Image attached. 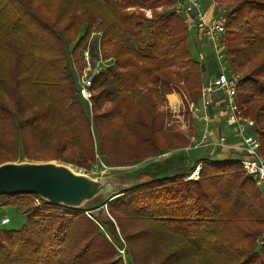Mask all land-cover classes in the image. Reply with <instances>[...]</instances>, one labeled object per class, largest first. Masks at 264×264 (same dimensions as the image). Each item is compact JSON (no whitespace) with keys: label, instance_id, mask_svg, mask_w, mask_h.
I'll return each mask as SVG.
<instances>
[{"label":"trees","instance_id":"obj_1","mask_svg":"<svg viewBox=\"0 0 264 264\" xmlns=\"http://www.w3.org/2000/svg\"><path fill=\"white\" fill-rule=\"evenodd\" d=\"M172 4L0 0V163L24 157L87 168L98 154L121 165L187 145L164 130L159 112L165 94L195 100L202 85L182 17L155 11ZM92 29L113 62L92 78L87 102L65 60ZM223 41L230 67L242 74L237 102L254 121L264 158V0H237ZM200 162L198 178L187 179ZM183 167L148 171L149 181L105 202L106 216L84 213L98 205L0 194V209L22 208L24 216L19 228L0 223V264H264V199L255 181L236 160L203 156Z\"/></svg>","mask_w":264,"mask_h":264},{"label":"built area","instance_id":"obj_2","mask_svg":"<svg viewBox=\"0 0 264 264\" xmlns=\"http://www.w3.org/2000/svg\"><path fill=\"white\" fill-rule=\"evenodd\" d=\"M174 12L180 15L188 30H195L197 35L205 40L215 60L217 61V73L214 76H207L201 89V99L203 107L213 102V93L223 95L225 110L227 114V122L234 125V135L239 141L234 143L227 139L225 135H220L218 139L211 142L212 146L226 152H242V156L235 160L242 166L245 173L250 176L256 184L264 187V158L259 154V140L256 134L252 131L254 121L244 117L241 113L240 106L236 100L237 86L242 78V75L235 72L228 64L225 57L224 35L226 25V13L214 12L211 9L203 8L199 0H174ZM202 54L200 53V57ZM97 60V64L88 72L91 64L96 63L95 60H89L86 53L85 61L87 67H84L83 74L77 76L80 95L88 100L90 96L89 87L92 83V78L101 70L107 67L103 60ZM92 66V65H91ZM193 106V105H192ZM192 112L196 115V106H193ZM202 120V133L198 142L194 147L207 145V137L211 134L209 117L207 114L199 116ZM209 162V161H207ZM101 167L106 165L100 162ZM202 163H197L193 170L188 175L187 179L195 180L199 176ZM35 203L39 204L41 198L33 196ZM92 210H84V213L90 216ZM7 217L1 219V223H6Z\"/></svg>","mask_w":264,"mask_h":264},{"label":"rangeland","instance_id":"obj_3","mask_svg":"<svg viewBox=\"0 0 264 264\" xmlns=\"http://www.w3.org/2000/svg\"><path fill=\"white\" fill-rule=\"evenodd\" d=\"M199 1L203 8H206L208 10L211 9L214 12L228 13V11L232 8V6L235 4L237 0H199ZM172 2L173 4L171 6H158L156 7L155 11L163 12L166 10H170L172 13L178 15L177 13L174 12V0H172ZM142 12L148 17L151 15L150 9H144ZM185 28L188 33V45L190 47L192 57L195 59H198V52L200 50L201 52H204L207 55H211L212 58L211 57L209 58L211 60L205 59V60L200 61L201 67H202V75H201L202 85L200 88V94L197 99L192 100L185 94L178 92L180 93V96H181V101L179 102L178 105H174V103H169L167 99L165 98V95L163 96V99L159 101V112L161 113V120L163 122L162 125H163L164 130L173 132V133H181L183 136H185V139L187 140V145H185L183 148H180L181 150L177 151V153L175 154L176 156L178 154V157L181 158V161L177 159H176L177 161H175L176 165H178L177 167L180 166V170L184 168L183 166H185V168H188L189 166H191L194 163V160L198 159L203 153V151L200 149V147L202 146L194 147V145L198 142V139H199L198 138L199 128H198V125L196 126L197 120L194 118L192 108L193 106H196V103L201 97V89L206 80V76L207 75L214 76L217 73V68H218L217 61L213 57V53L211 51V48L207 44V42H206L207 45L205 44V42H203L202 45H200L199 42L197 44V41L195 38L196 31L188 30L186 25H185ZM82 34H83V29L80 30V35ZM100 36H101V33L99 31L92 29L88 36V39L85 42L84 47H82L79 50L77 56L74 55V53H71L70 55L67 54L65 62L67 65H69V67L71 68V71L76 75V78L78 75L83 74L84 67L88 66L85 61L86 53L88 54L89 60H93V61L95 60L96 62L97 60H99L101 56L100 60H103L104 64H107V66L113 62L112 57L103 58L102 55L100 54L101 53ZM223 44H224V41H223ZM224 49H225V45H224ZM225 57L227 59L228 64H230L229 57L226 55V51H225ZM97 62L94 64H91L92 66L90 65V67H87L88 72H91L92 68L97 64ZM235 72H238V71H235ZM238 73L241 74L240 72ZM91 93H92V90L90 91V94ZM85 100L88 102L89 97H88V100L87 99ZM252 127H255V125L253 124ZM169 151H166V152H163L157 155H151V156H147V157H143L139 159H134L129 162H125L121 165H117L114 163H108L98 154H95L94 160L89 163V166L87 168L78 166L72 163H68V164H70L76 171H82V172L88 173L91 176L108 175V174H113L116 172H123V173H129V174H135V173L144 174V171L156 170L157 168H159V165H158L159 163H161L160 166L162 167H165V166L168 167L170 163L167 161L164 162V159L172 156V155L165 154ZM122 158L125 159L124 154ZM53 160L60 161L58 159H53ZM100 162H103L106 165V167L102 168ZM163 175L164 174H160V173L157 174L158 177L163 176ZM258 187L260 188V191L264 199V187L261 185H258ZM21 210L22 208L16 209L15 207L10 206V205L3 206L0 209V223L3 217H7L9 220L7 223L3 224V227L5 228L21 227L24 223V216L21 214L20 212ZM100 210L104 211L105 213L104 214L102 213V215L106 216V211H107L106 205L100 206L99 208L93 210L91 212V215L94 216V215L100 214L99 213ZM107 217H109L108 214H107ZM118 237L121 241L123 240L122 235H118ZM260 238L261 237H258V239H256L257 240L256 244L260 243ZM118 250H119L120 255L123 256L126 260H128V256L125 255L124 253V248H121Z\"/></svg>","mask_w":264,"mask_h":264},{"label":"water","instance_id":"obj_4","mask_svg":"<svg viewBox=\"0 0 264 264\" xmlns=\"http://www.w3.org/2000/svg\"><path fill=\"white\" fill-rule=\"evenodd\" d=\"M150 178L148 171L91 176L62 161L21 158L0 163V194H33L49 204L84 209L103 206Z\"/></svg>","mask_w":264,"mask_h":264},{"label":"crops","instance_id":"obj_5","mask_svg":"<svg viewBox=\"0 0 264 264\" xmlns=\"http://www.w3.org/2000/svg\"><path fill=\"white\" fill-rule=\"evenodd\" d=\"M195 35H196L195 38H196L197 44L199 42V44L202 45L203 42H205V40L201 39L197 35V33ZM205 44H206V42H205ZM200 53L202 54L201 57H200ZM210 57L212 58L211 55H207L204 52H201L199 50V52H198V60L199 61H202L205 59L211 60V59H209ZM212 95H213V102L211 104L207 105L206 108L203 107L201 97L198 100V102L196 103V115L197 116H195L194 118L197 120L196 126L198 125V128H199V131H198L199 133L197 132L198 136H199L198 138H200L201 133H202V120L198 119L199 116H203L204 114H207V116L209 117V124H210V130H211V134L207 137L208 144L204 145V146L200 145L202 147L199 146L200 149L203 151V153L201 154V156L199 158H201L203 156H205V157L207 156V157H210L212 159H217V160H224V159L235 160L237 157L242 156V152H238V153L229 152L228 153L224 150H221V149H218V148H215L212 146L211 142L218 139V137L220 135H225L228 140H230L234 143L239 142L236 139V136L234 135V131H235L234 125L229 124L227 122V114L228 113L225 110L223 95L219 94V93H217L216 95L213 93ZM165 98L167 99V101L169 103H174V105H178L179 102L181 101L180 93L175 92V91L165 94ZM179 150H181V149L171 150V151L167 152L168 154L165 153L166 155H172L171 157L164 159V162L167 161L170 163L169 166L166 167L169 175H173L174 173H176V171L180 170V166L177 167L178 165H176V162H175L177 160L181 161V158L178 157V154H177V156L175 155L177 153V151H179ZM160 164L161 163H159L158 165L160 166Z\"/></svg>","mask_w":264,"mask_h":264}]
</instances>
